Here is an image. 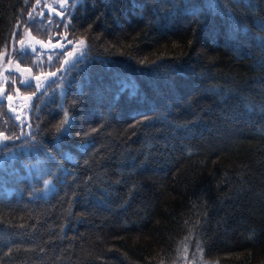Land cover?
I'll return each instance as SVG.
<instances>
[{"label":"trees","instance_id":"1","mask_svg":"<svg viewBox=\"0 0 264 264\" xmlns=\"http://www.w3.org/2000/svg\"><path fill=\"white\" fill-rule=\"evenodd\" d=\"M63 4L0 0V57L32 76L8 74L0 132L20 116L61 166L0 145V264H264V0ZM65 109L86 148L53 143Z\"/></svg>","mask_w":264,"mask_h":264},{"label":"snow or ice","instance_id":"2","mask_svg":"<svg viewBox=\"0 0 264 264\" xmlns=\"http://www.w3.org/2000/svg\"><path fill=\"white\" fill-rule=\"evenodd\" d=\"M61 16V23H63L64 21V12L60 13ZM29 22L31 23H35V19L32 17V14L29 13ZM66 27L68 25H65ZM42 43V42H40ZM72 41L69 40L68 44H71ZM78 43L80 45H84L85 41L84 40H79ZM20 49L18 50V54L19 55H24L25 51L27 50V46L25 45V42L23 40L20 41ZM61 48H63L64 51H66V47L65 46H61ZM75 51V50H74ZM60 55H63V52H60ZM69 57L74 55V52H70ZM59 58V57H58ZM71 63L70 60H65L64 64H69ZM141 64H144V61H140ZM61 68H63V65H61ZM61 69H58L57 71H60ZM14 71H18V72H30L31 69L28 68H24V69H20L19 65L16 66V69H14ZM50 76H55L56 73H49ZM35 88L38 91L41 87L42 84L40 83L41 81V76H36L35 77ZM13 83H15V80H13ZM21 84L23 86L26 87H32V80L29 79L28 77H24L21 80ZM129 89V85L125 82L124 78H121L119 75L113 77V85L110 86L109 90L113 91L114 90V100L118 101L120 99V95ZM4 90L2 88H0V92H3ZM17 91H19L17 89ZM131 94L132 95H136L137 94V90L135 87L131 88ZM33 96L36 95V92L34 91L32 93ZM31 97L30 96H25L23 97L24 100H29ZM7 99L9 101H11L13 99V97L11 95H8ZM77 103V101H73V106ZM36 105H33V108H36ZM145 119H148V117H145ZM16 120L20 121V124L18 125V127H20V131L17 133L14 129L11 130V135H7L5 136L4 133L0 132V145H3L4 148L8 149L9 148V142L12 144V149L11 150H15V149H19V150H23L25 148H27L29 151H43L45 153V155L48 157V159L52 162V164L54 165V167L57 170H60V164L58 161L55 160V157L52 156V154L47 150L46 146L43 144L42 140H37V134L33 133L31 131V128L33 127V124L28 123L27 127L29 129V131L25 132L23 130V126L25 125L26 121L21 120L20 116H16ZM35 127L39 128L40 125H35ZM53 129L54 131H52V136H53V143L56 145L58 150H62V146L64 145V143L72 138V137H80L81 132H83V137H84V143H83V147H87L88 146V138L91 136V133L88 131H83V129H81L80 131H76L74 128V122L71 121L69 119V114H68V110L65 109L63 111V119L60 120L59 123L53 125ZM51 131V130H50ZM97 131L96 129H92V132ZM16 141H21V143L19 145H17L15 142ZM27 142V143H26ZM62 154L69 160L74 159V157L70 154V153H63ZM49 174H54L52 173L51 168L49 169ZM57 179H59V177H57ZM44 184L47 186L49 184L48 180L44 181Z\"/></svg>","mask_w":264,"mask_h":264},{"label":"rangeland","instance_id":"3","mask_svg":"<svg viewBox=\"0 0 264 264\" xmlns=\"http://www.w3.org/2000/svg\"><path fill=\"white\" fill-rule=\"evenodd\" d=\"M66 0H58V4L60 6H63ZM55 11L52 10L51 13H54ZM25 45L27 46V49H30L32 52H36L35 50H37L38 48H42L45 49L46 52H36L37 53V58L38 61L37 63H42L44 60H47L48 62H52L54 60V58L57 57V55L59 54H55L54 53V46H50V48H44L43 45H40L39 43H37L36 41H31V39H29L28 37L24 39ZM59 51H63V48H61V46H66L69 44H61L58 42ZM82 46L79 43H75L72 46V49L70 52H74V55L69 57V53L67 52L65 55V60H71L73 57H75L81 50ZM12 49H14V46H12L11 50L7 53H3L0 57V88L3 89V86L5 85L6 81L8 80V74L11 73H15L21 76V80L24 77H28L29 79H32L31 73L30 72H18V71H14V69H16V66L19 65L18 63L12 61L11 57L9 56V53L12 51ZM75 50V51H74ZM20 69H24L22 67H20ZM0 98H1V94H0Z\"/></svg>","mask_w":264,"mask_h":264}]
</instances>
